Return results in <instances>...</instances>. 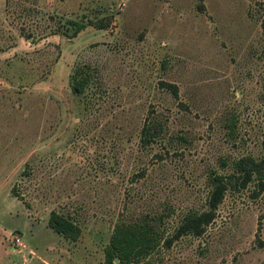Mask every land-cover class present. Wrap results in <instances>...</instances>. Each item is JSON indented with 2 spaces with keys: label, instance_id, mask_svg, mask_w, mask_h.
<instances>
[{
  "label": "rangeland",
  "instance_id": "374dc122",
  "mask_svg": "<svg viewBox=\"0 0 264 264\" xmlns=\"http://www.w3.org/2000/svg\"><path fill=\"white\" fill-rule=\"evenodd\" d=\"M263 139L264 0H0V264H101L113 225L144 214L169 236ZM152 264H264V186L228 187Z\"/></svg>",
  "mask_w": 264,
  "mask_h": 264
},
{
  "label": "trees",
  "instance_id": "16d2710c",
  "mask_svg": "<svg viewBox=\"0 0 264 264\" xmlns=\"http://www.w3.org/2000/svg\"><path fill=\"white\" fill-rule=\"evenodd\" d=\"M67 22L73 27L72 34L83 27V24L78 20L68 19ZM76 73L77 71H74L70 75L69 82L73 92H80L84 79L83 76L78 77ZM160 82L176 94L174 83ZM152 122L148 117L140 128V134L144 140L151 138L158 132L156 125ZM225 126L229 133L233 132L235 120L232 113L225 117ZM262 142L264 149V139ZM252 180L256 182L257 191L263 188L264 152L257 158L246 154L233 159L231 170L228 172L211 171L209 188L204 200L205 207L189 209L183 213L169 236H164L162 227L160 224H156V216L144 214L134 219L116 222L109 233L107 243L103 247L101 264H152L154 258L160 254L161 247L169 246L174 238L182 234L199 235L203 232L205 226L213 219L216 206L228 187H244ZM158 218L160 219V217ZM47 224L69 240H75L80 233V227L77 223L55 210L49 211Z\"/></svg>",
  "mask_w": 264,
  "mask_h": 264
},
{
  "label": "water",
  "instance_id": "95a60500",
  "mask_svg": "<svg viewBox=\"0 0 264 264\" xmlns=\"http://www.w3.org/2000/svg\"><path fill=\"white\" fill-rule=\"evenodd\" d=\"M115 260H116V258H115Z\"/></svg>",
  "mask_w": 264,
  "mask_h": 264
}]
</instances>
